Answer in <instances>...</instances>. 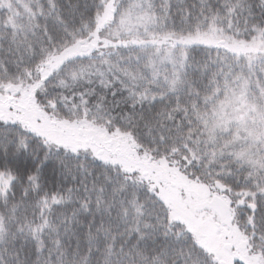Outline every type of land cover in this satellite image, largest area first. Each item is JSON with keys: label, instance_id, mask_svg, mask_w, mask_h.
I'll return each instance as SVG.
<instances>
[{"label": "snow or ice", "instance_id": "6c2138e0", "mask_svg": "<svg viewBox=\"0 0 264 264\" xmlns=\"http://www.w3.org/2000/svg\"><path fill=\"white\" fill-rule=\"evenodd\" d=\"M0 264H264V0H0Z\"/></svg>", "mask_w": 264, "mask_h": 264}]
</instances>
